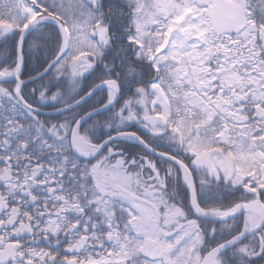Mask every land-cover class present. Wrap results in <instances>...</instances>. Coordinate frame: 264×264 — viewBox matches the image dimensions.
Listing matches in <instances>:
<instances>
[{
    "label": "snow or ice",
    "instance_id": "6c2138e0",
    "mask_svg": "<svg viewBox=\"0 0 264 264\" xmlns=\"http://www.w3.org/2000/svg\"><path fill=\"white\" fill-rule=\"evenodd\" d=\"M0 264H264V0H0Z\"/></svg>",
    "mask_w": 264,
    "mask_h": 264
},
{
    "label": "trees",
    "instance_id": "16d2710c",
    "mask_svg": "<svg viewBox=\"0 0 264 264\" xmlns=\"http://www.w3.org/2000/svg\"><path fill=\"white\" fill-rule=\"evenodd\" d=\"M34 67V66H33Z\"/></svg>",
    "mask_w": 264,
    "mask_h": 264
}]
</instances>
